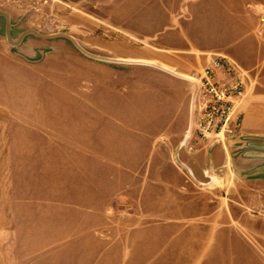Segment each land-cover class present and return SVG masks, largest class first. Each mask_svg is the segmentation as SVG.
<instances>
[{
  "label": "crops",
  "instance_id": "1",
  "mask_svg": "<svg viewBox=\"0 0 264 264\" xmlns=\"http://www.w3.org/2000/svg\"><path fill=\"white\" fill-rule=\"evenodd\" d=\"M118 8L154 22L163 13L170 30L149 51L103 39L117 67L88 69L85 93L71 68L68 83H55L67 98L30 99L27 49L10 48V27L0 33V264H264V248L251 241L264 229L235 226L264 220L261 160L233 165L230 140L191 158L181 147L199 105L196 79L214 55L250 77L233 136L264 139V0H120ZM160 156L167 162L158 165ZM46 157H69L60 165L69 177L47 183ZM94 157H102L96 177ZM100 176L117 177L121 190ZM237 182L245 196L235 195ZM175 204L199 212L176 218Z\"/></svg>",
  "mask_w": 264,
  "mask_h": 264
},
{
  "label": "rangeland",
  "instance_id": "2",
  "mask_svg": "<svg viewBox=\"0 0 264 264\" xmlns=\"http://www.w3.org/2000/svg\"><path fill=\"white\" fill-rule=\"evenodd\" d=\"M119 1L120 0H0V33L5 32L7 26L10 27V29H8L11 36L9 40L10 48L14 50V52H18L19 47L24 44V47L27 49L25 58L30 65V99L53 100L55 98H67L65 95L57 96L55 83L58 79L60 81L65 79L67 80V82H65L68 83V79L71 78V72H69L71 68H77L81 71L83 74L81 76L83 80H81L82 83L86 82L84 73H86L88 69H92V67L111 66L116 68L118 62L115 61L111 55L109 56V54L102 50L103 39L124 40L126 42V48L131 45L141 48L143 51H149V49H151L150 46L153 44V40L151 39H155L156 35L170 30L167 27V18L165 15H162L163 13H158V19L154 22L149 12L136 13L131 8L120 10L118 8ZM58 43L67 48L70 47L78 60L70 57L63 48H59ZM249 87L250 81L248 82V91ZM86 88L87 86L84 83L81 88L83 93H85ZM234 117L230 125L232 133L227 136L224 143L220 144L223 145L229 140L235 141L232 148L234 150H231L229 153V156L231 154L230 162L237 167L240 166L244 168L246 164L245 160L258 157V159L261 160V162H259L260 165H264V139L254 138L251 140H243L242 138L233 136L236 129ZM190 133L192 132L187 130L181 142V147L188 153L185 155V158H191L190 155L199 152L201 149L205 148L207 150L216 147H210V144L200 141L194 133L191 135ZM129 158L133 157H126V159ZM46 159L47 183L50 179L54 182L53 179L55 177H69V170H64V167H62L61 171L60 166L63 163H68L69 157H46ZM101 159L102 157H94L95 177L98 174L102 175L96 171L97 169H101L99 168ZM189 161L194 162L191 160ZM166 162L167 159L165 156H160L156 160L158 165ZM216 173L217 170H215V172H209L206 177L207 182H204L206 186L212 180L211 175ZM240 174L243 175V171H241ZM155 177L158 178L159 175L156 174ZM97 178L103 181L104 187L111 192L121 190L117 189V177L114 182H107L105 179L103 180L101 176ZM233 189L235 195H246L247 189L243 182H237ZM131 193L134 192H130L129 194ZM178 206H181V204ZM255 206L256 205H250V211L257 215L259 211ZM158 207L161 208V205H158ZM129 209L130 208L126 205H123L119 207V214L123 212L124 214L122 215L125 216L129 212ZM172 210V215L174 217L183 216L187 219L196 216L199 212L196 208H182L177 207L176 204L173 205ZM156 211L160 212L162 210L156 209ZM115 223L118 222L116 221ZM235 226L239 229L240 226H242L249 229H256L261 232L264 229V220H239V224ZM179 227L181 226L174 225V228ZM251 238V241L258 248H264V235L253 236ZM222 239L223 244H229V242H231L239 245L242 243L236 238L230 241L227 239V236H223ZM227 256L229 255L227 254ZM241 258L242 253H238L235 259L240 260ZM253 259L256 260V258Z\"/></svg>",
  "mask_w": 264,
  "mask_h": 264
},
{
  "label": "built area",
  "instance_id": "3",
  "mask_svg": "<svg viewBox=\"0 0 264 264\" xmlns=\"http://www.w3.org/2000/svg\"><path fill=\"white\" fill-rule=\"evenodd\" d=\"M249 81L248 72L231 59L212 56L196 80L199 105L189 132L210 147L224 143L232 133L230 125L240 103L246 98Z\"/></svg>",
  "mask_w": 264,
  "mask_h": 264
}]
</instances>
